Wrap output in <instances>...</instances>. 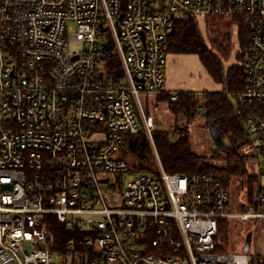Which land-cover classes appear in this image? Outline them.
I'll use <instances>...</instances> for the list:
<instances>
[{
    "label": "built area",
    "instance_id": "obj_1",
    "mask_svg": "<svg viewBox=\"0 0 264 264\" xmlns=\"http://www.w3.org/2000/svg\"><path fill=\"white\" fill-rule=\"evenodd\" d=\"M182 16L246 31L231 95L264 205V0H0V264H251L219 223L264 211L230 210L225 172L166 171L140 99H178L165 65ZM139 133L152 167L123 151Z\"/></svg>",
    "mask_w": 264,
    "mask_h": 264
},
{
    "label": "trees",
    "instance_id": "obj_2",
    "mask_svg": "<svg viewBox=\"0 0 264 264\" xmlns=\"http://www.w3.org/2000/svg\"><path fill=\"white\" fill-rule=\"evenodd\" d=\"M239 33L242 37L241 44L245 52L247 40L243 26L240 27ZM217 41L218 38H216L214 45L217 50L214 51L209 47L207 37L202 32V26L197 19L190 16L180 17L174 26L173 33L170 35L169 51L197 53L205 69L215 81L222 84V88L207 91L201 97L202 102H199V97L194 98L195 100L192 98V91H181L176 101L168 99L166 94H160L159 96L169 100L171 110L182 112V115L187 118H193V114H201L206 117L207 126L212 121L216 122L223 139L226 140L227 151H223L222 154L219 153L216 156H219L223 164L213 163L205 155H200L192 150L187 130H182L178 139L171 141L169 138L170 129L157 128L153 133L154 141L162 166L166 171L180 173L195 171L225 172L228 179L227 186L229 185L230 174L243 175L247 177L248 199H251L253 181H256L257 184L258 178L254 170L250 172L247 170L246 161L252 158L253 162V155L249 149L247 133L242 126L241 119L236 115L231 97V93L242 90L245 84L244 59H241L243 53L239 57L241 63L236 62L225 69L219 60L220 53H218V50L221 49V45ZM222 48L224 49L223 46ZM113 65H116V63ZM200 103L204 104L203 109L197 113L195 107ZM123 151L125 154L130 155L132 160L135 161L134 165L139 168H146L148 166L147 162L152 161L150 148L142 133L129 136ZM213 156H210V158H216ZM223 220H220L218 233L223 228ZM253 257H251V264ZM256 264L262 263L256 262Z\"/></svg>",
    "mask_w": 264,
    "mask_h": 264
},
{
    "label": "rangeland",
    "instance_id": "obj_3",
    "mask_svg": "<svg viewBox=\"0 0 264 264\" xmlns=\"http://www.w3.org/2000/svg\"><path fill=\"white\" fill-rule=\"evenodd\" d=\"M205 28L207 26L203 25L202 32L207 37L209 47L214 51L217 50L214 45L216 38H218L217 42L221 45V49L218 50V53H220L219 60L225 69L236 62L241 63L239 57L243 53V57L241 58L243 60L245 58V52L241 44L242 37L240 33L239 37L234 34L230 36L228 33L222 31V25L215 22L208 24V30H205ZM165 75L166 87L171 90L200 93L202 91L207 92L222 88V84L210 76L201 63L197 53L169 51L166 59ZM231 97L233 105L235 106L236 102L232 95ZM140 99L146 113L152 114L155 118V129H170L169 138L171 141L177 140L182 130H187L189 132L192 150L200 155H205L213 163L223 164L219 156L216 157L217 154H222L223 150L214 145L211 134L207 129L206 117L201 114H193V118H187L182 115V112L171 110L169 100L160 98L156 94H141ZM246 150L248 149L246 148ZM248 153L250 155V151ZM126 155L129 157L130 162L134 164L135 161L132 160L130 155ZM212 155L216 158H210ZM147 165L152 167L153 161L147 162ZM246 165L248 172L254 169L252 158L246 161ZM252 186V197L248 199L247 177L230 174L228 185L230 192V210L236 212L264 211V205L258 207L255 191L256 181H253ZM223 223V228L220 229L216 237V241H219L221 248L225 251L242 250L245 236L250 232L252 250L254 249L257 255L252 258V264H256V262L264 264V217H250L246 220L227 218L223 220Z\"/></svg>",
    "mask_w": 264,
    "mask_h": 264
},
{
    "label": "water",
    "instance_id": "obj_4",
    "mask_svg": "<svg viewBox=\"0 0 264 264\" xmlns=\"http://www.w3.org/2000/svg\"><path fill=\"white\" fill-rule=\"evenodd\" d=\"M208 131L211 134V137L214 141V145L217 148L222 149L223 151H227L224 139L222 137L221 131L219 126L216 124L215 121H212L208 126H207ZM251 248V233L248 232L245 236V241H244V245L242 247L243 251H250Z\"/></svg>",
    "mask_w": 264,
    "mask_h": 264
}]
</instances>
